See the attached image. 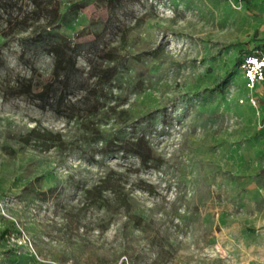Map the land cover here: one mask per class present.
Returning a JSON list of instances; mask_svg holds the SVG:
<instances>
[{"label": "rangeland", "instance_id": "1", "mask_svg": "<svg viewBox=\"0 0 264 264\" xmlns=\"http://www.w3.org/2000/svg\"><path fill=\"white\" fill-rule=\"evenodd\" d=\"M37 1L0 10V264H264V0Z\"/></svg>", "mask_w": 264, "mask_h": 264}, {"label": "trees", "instance_id": "2", "mask_svg": "<svg viewBox=\"0 0 264 264\" xmlns=\"http://www.w3.org/2000/svg\"><path fill=\"white\" fill-rule=\"evenodd\" d=\"M6 1L8 0H0V10H2V12L4 11V14L7 15L6 12L8 10V5L5 3ZM31 2L33 3L34 7L38 6L37 0H31ZM62 20L63 14H61L59 11H55V14L50 17H46V19L44 20V32H46L47 30L49 31L55 21L61 22ZM48 31L46 32V34H48ZM49 44V52L54 57V73L63 78H67V74L69 73L70 68L75 67L76 64V55H74L73 49H69L65 40H55L54 42ZM58 99L62 102L64 99V95H59ZM132 144L134 147H136L139 142L135 141Z\"/></svg>", "mask_w": 264, "mask_h": 264}, {"label": "built area", "instance_id": "3", "mask_svg": "<svg viewBox=\"0 0 264 264\" xmlns=\"http://www.w3.org/2000/svg\"><path fill=\"white\" fill-rule=\"evenodd\" d=\"M239 68L250 89L259 86L264 90V50L244 56L239 62Z\"/></svg>", "mask_w": 264, "mask_h": 264}]
</instances>
